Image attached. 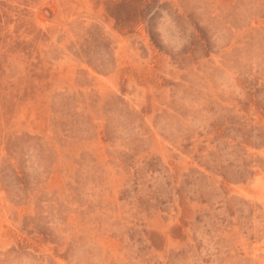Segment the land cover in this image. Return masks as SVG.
Returning a JSON list of instances; mask_svg holds the SVG:
<instances>
[{"label":"rangeland","instance_id":"rangeland-1","mask_svg":"<svg viewBox=\"0 0 264 264\" xmlns=\"http://www.w3.org/2000/svg\"><path fill=\"white\" fill-rule=\"evenodd\" d=\"M0 264H264V0H0Z\"/></svg>","mask_w":264,"mask_h":264}]
</instances>
